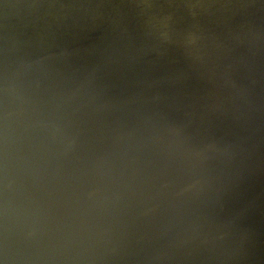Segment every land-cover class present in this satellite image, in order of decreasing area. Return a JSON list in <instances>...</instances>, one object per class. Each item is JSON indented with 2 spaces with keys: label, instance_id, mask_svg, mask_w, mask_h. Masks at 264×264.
I'll use <instances>...</instances> for the list:
<instances>
[{
  "label": "water",
  "instance_id": "95a60500",
  "mask_svg": "<svg viewBox=\"0 0 264 264\" xmlns=\"http://www.w3.org/2000/svg\"><path fill=\"white\" fill-rule=\"evenodd\" d=\"M167 1L0 0V264H264L262 90Z\"/></svg>",
  "mask_w": 264,
  "mask_h": 264
},
{
  "label": "bare ground",
  "instance_id": "6f19581e",
  "mask_svg": "<svg viewBox=\"0 0 264 264\" xmlns=\"http://www.w3.org/2000/svg\"><path fill=\"white\" fill-rule=\"evenodd\" d=\"M183 1L184 0H169L167 1V4L171 7L179 8ZM193 1L197 3L196 6L199 10L197 11V16L199 17L195 15V9L190 10L188 15L192 19H197L198 22L203 24L200 25L197 22V25L206 26L210 30V36L206 38L205 34H203L201 30H196L192 33L189 32L187 34V36L191 40V43L189 45H199L200 51H202L201 54L205 55V57L213 53L218 57L220 62L224 60L222 64L225 65L226 62V68L228 70H232V68L241 70L243 78L242 83L246 84L245 81H249L248 84H246V88L248 89V87L251 85L252 96L256 94L255 92L262 90V93L259 94V96L256 95L255 99L253 100V104L255 105L254 108L257 109L254 111L255 114L251 116L252 118H250L248 124L251 125V130L249 132L251 133L250 142H248L246 139L244 140V142L246 144L251 143V148L253 150L263 147L264 151V139L262 141L263 144L260 143L261 136L264 133V115L261 114L264 113V101L262 100V95L264 97V0H200L201 4H198L199 0ZM149 9L150 8L148 7L145 10L147 22L150 20L151 16V12L149 11ZM156 9L159 13V17L160 15L165 16V13L161 11V8L159 6H157ZM151 11H153V13L156 12L154 9H152ZM169 12L170 11H168V13ZM169 15L170 17H165V20L168 21V19L173 17L175 14L169 13ZM152 25L156 29V24L154 25L153 23ZM151 31L158 40H160L163 37V34L166 32L165 30L154 31L153 29H151ZM205 39H209V44L206 47ZM196 40H198V43L196 42ZM189 51L191 52V54L187 55L191 58V60L192 57H202L201 55L195 53L193 49L191 50V47ZM169 57L174 59L173 53L172 56L170 55ZM231 58H235L233 64L230 61ZM238 60L242 61L241 65L237 64ZM217 69L221 70L220 75H222V66H218ZM239 76L240 74L238 73L237 76H235V78L233 79L234 82L232 81V88L239 87ZM223 77H225V75ZM198 78L201 80V83L202 80L205 79L203 75H199ZM222 79V83L225 85V79ZM207 86L208 85H204L206 89L204 91H208ZM231 95L233 94L231 93L230 96ZM231 98L234 104L235 102L237 103L235 99L237 98V96L235 97L234 95ZM247 101L249 102V104L245 108L244 113H242V125L239 129H242L243 127L245 128L244 124L247 120V112L253 107H251L250 104L251 99L249 98L247 99ZM236 108L240 109L238 103ZM165 127L167 131H169L171 128L167 125H165ZM195 133L196 136H199L200 129H198L196 132L192 131L193 135H195ZM211 140L212 136L209 141V146ZM213 147L214 151H218L219 147L217 145H214ZM214 151L212 153H214ZM216 162L218 163V160ZM244 162H246V159L244 160ZM248 171L251 173L249 167ZM223 185H225V183ZM222 189H224L223 186ZM249 192L251 193V197L249 198L247 196L246 201L248 199V202L250 203L251 199V216H255L258 214L261 215V217L264 216V200H261L262 204L253 202L255 196L260 197L264 195L262 186L259 185L258 187H256L251 183V190L249 189ZM239 212L240 215L243 216L242 210ZM245 220H242L240 225L243 224ZM254 234L255 231L252 230L251 239H253ZM245 239H247V236L243 238V240ZM253 264H256V262H254Z\"/></svg>",
  "mask_w": 264,
  "mask_h": 264
}]
</instances>
